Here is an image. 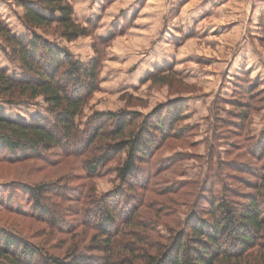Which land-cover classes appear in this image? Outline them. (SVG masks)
I'll list each match as a JSON object with an SVG mask.
<instances>
[{
    "label": "trees",
    "instance_id": "obj_1",
    "mask_svg": "<svg viewBox=\"0 0 264 264\" xmlns=\"http://www.w3.org/2000/svg\"><path fill=\"white\" fill-rule=\"evenodd\" d=\"M16 2L23 7L19 17L25 32H12L0 12V49L19 71L9 74L6 67H0V99L27 105L41 97L50 117L13 119L0 112V149L10 159H45L54 147L65 154H84L82 163L88 174L98 173L109 161L116 160V182L110 190L99 193L92 185L83 192L68 187L61 180L66 175L53 182L2 183L0 192L6 190L5 195H0L3 208L41 218L50 229L48 235L38 238L36 233H23L14 223H0V264H264V162L229 163L227 167L234 173L254 177L238 176L235 180L239 184L235 186H229L220 171L215 170L212 176L207 171L188 194L191 201L185 203L190 204V210L184 216L180 217L176 207L169 208L168 204V211L156 210V215L175 216L172 223L160 222L166 234L160 233L159 222L144 218L139 209L146 198L145 190L169 193L184 182L173 184L170 178H155L154 173L160 169L151 171L141 167V162L157 143L155 134L164 138L166 131L172 133V126L167 128V124L180 118L182 107L175 114V108L164 113L160 109L156 120L153 111L136 121L132 112L123 110L95 111L86 120H79L88 97L99 86L103 57L96 49L95 55L82 62L66 46L44 37L37 29L56 21L60 24L59 35L71 41L88 35V27L75 21L69 0ZM241 81L235 90L244 88L250 98L260 96L262 89H254L247 76ZM224 100L239 108L231 110L237 113L234 116L238 121L228 115L224 119L241 128L252 103H243L240 97ZM248 136L250 154L263 157L264 127L257 135ZM205 157L208 160V155ZM172 159L163 157V162L167 164ZM217 182L222 193L215 190ZM240 184L246 189H241ZM15 192L20 194V201L12 198ZM79 196L78 205L63 203ZM202 197L207 198V206L196 204ZM24 200L28 201L26 208ZM161 207L166 205L162 203ZM79 225L93 229L87 245L81 244L85 229H73ZM56 231L69 233V243L62 251L55 249L59 247L53 242ZM254 246L256 249H252Z\"/></svg>",
    "mask_w": 264,
    "mask_h": 264
},
{
    "label": "rangeland",
    "instance_id": "obj_2",
    "mask_svg": "<svg viewBox=\"0 0 264 264\" xmlns=\"http://www.w3.org/2000/svg\"><path fill=\"white\" fill-rule=\"evenodd\" d=\"M241 1L69 0L73 18L88 27V35L67 41L59 35L60 24L56 21L37 29L44 37L66 46L82 62L95 55L96 49L103 57L99 86L88 97L79 120H86L95 111L116 110L132 112L136 121L143 119V115H152L153 111L152 117L156 120L160 109L164 113L166 109L175 108L172 112L175 114L182 107L180 118L166 126H172V133L166 131L164 138L155 134L157 143L149 157L141 162V167L151 171L160 169L154 173L155 178H170L173 184L174 181L184 182L175 189L170 184V189L174 190L169 193L152 188L145 190L146 198L139 209L144 218L159 222L160 233L166 234L161 223H172L175 216L156 215V210L163 212L168 204L169 208L176 207V214L184 216L190 210V204L185 203L191 201L188 194L195 190L207 171L211 176L215 170L220 171L227 184L235 186L239 184L235 180L238 176L254 177L245 172L234 173L227 167L229 163L264 162V156L254 158L250 154L251 137L248 136L249 133L257 135L264 127V11L258 8L248 17L242 10L245 3ZM0 12L12 32H25L19 17L23 7L16 0H0ZM0 67H6L9 74L19 71L17 64L1 49ZM243 73L254 83V89H262L259 97L250 98L244 88L235 90L239 86L237 82L240 85L243 82ZM232 97L252 103L241 128L224 119L228 115L238 121L234 116L237 113L231 110L239 108L224 100ZM0 112L13 119L50 117L41 97L27 105L9 104L0 99ZM83 157L84 154H65L61 148L54 147L45 159L32 156L10 159L0 149V188L9 181L53 182L66 175L62 183L81 192L91 185L97 193L110 190L116 182L113 166L117 161L111 160L98 173L88 174ZM163 157L174 159L166 164ZM238 186L246 189L241 184ZM215 190L223 192L220 183L217 182ZM3 191L0 195H5L6 190ZM204 194L208 195V191ZM19 196L15 192L12 198L20 201ZM80 198L65 199L63 203L75 206ZM206 199L202 197L196 204L207 206ZM1 202L0 223H14L23 233H36L38 238L46 236L50 229L47 221L7 211ZM162 203L166 207H161ZM22 205L26 208L28 201L24 200ZM73 229H85L81 244L90 242L92 228L79 225ZM68 234L56 231L53 242L60 247L56 250H64L69 243Z\"/></svg>",
    "mask_w": 264,
    "mask_h": 264
},
{
    "label": "crops",
    "instance_id": "obj_3",
    "mask_svg": "<svg viewBox=\"0 0 264 264\" xmlns=\"http://www.w3.org/2000/svg\"><path fill=\"white\" fill-rule=\"evenodd\" d=\"M240 3H245V5L242 6V10L246 12L248 17L253 15L255 10L258 8L259 11H264V0H258V2H254L252 0H242Z\"/></svg>",
    "mask_w": 264,
    "mask_h": 264
}]
</instances>
